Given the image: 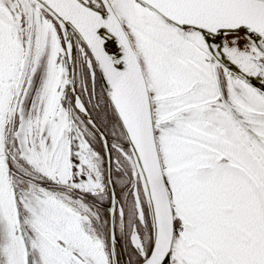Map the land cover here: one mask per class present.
<instances>
[{"label":"snow or ice","instance_id":"obj_1","mask_svg":"<svg viewBox=\"0 0 264 264\" xmlns=\"http://www.w3.org/2000/svg\"><path fill=\"white\" fill-rule=\"evenodd\" d=\"M0 264H264V0H0Z\"/></svg>","mask_w":264,"mask_h":264}]
</instances>
